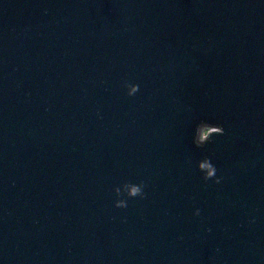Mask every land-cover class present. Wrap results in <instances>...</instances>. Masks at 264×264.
Here are the masks:
<instances>
[{"label":"water","instance_id":"95a60500","mask_svg":"<svg viewBox=\"0 0 264 264\" xmlns=\"http://www.w3.org/2000/svg\"><path fill=\"white\" fill-rule=\"evenodd\" d=\"M0 264H264V0H0Z\"/></svg>","mask_w":264,"mask_h":264},{"label":"clouds","instance_id":"9594fccd","mask_svg":"<svg viewBox=\"0 0 264 264\" xmlns=\"http://www.w3.org/2000/svg\"><path fill=\"white\" fill-rule=\"evenodd\" d=\"M123 87L127 89L126 95L129 97L134 96L139 91L138 84L124 82ZM201 125L208 126L211 129V131L208 135H206L202 140L198 142L197 140L198 129ZM223 134H224V128L221 124L200 122L196 128V134L193 138V145L198 150L204 149L205 146L211 142V138L213 135H223ZM197 169L203 174L202 178L205 182L212 180L213 183L219 184L223 179V177H218L216 175L217 169L215 165L211 162V159L209 157H204L202 160L198 161ZM145 186L146 185L144 181H140L139 183L124 182L121 186L114 188V192L117 199L114 201L113 206L119 209L127 208L128 206L127 199L123 197H127L130 199H135L137 197H139L140 199L146 198V193L144 192ZM194 215L199 216L200 209L197 208L194 212Z\"/></svg>","mask_w":264,"mask_h":264},{"label":"built area","instance_id":"2783aa9c","mask_svg":"<svg viewBox=\"0 0 264 264\" xmlns=\"http://www.w3.org/2000/svg\"><path fill=\"white\" fill-rule=\"evenodd\" d=\"M210 130L211 129L208 126L202 125L198 132V139L202 140L206 135L209 134Z\"/></svg>","mask_w":264,"mask_h":264},{"label":"trees","instance_id":"16d2710c","mask_svg":"<svg viewBox=\"0 0 264 264\" xmlns=\"http://www.w3.org/2000/svg\"><path fill=\"white\" fill-rule=\"evenodd\" d=\"M197 140H198V142L200 141V140L198 139V137H197Z\"/></svg>","mask_w":264,"mask_h":264}]
</instances>
